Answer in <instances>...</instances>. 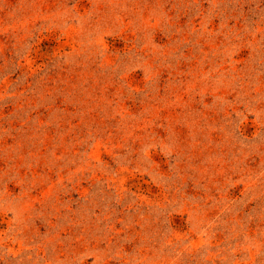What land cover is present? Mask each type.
Here are the masks:
<instances>
[{
  "label": "rangeland",
  "instance_id": "obj_1",
  "mask_svg": "<svg viewBox=\"0 0 264 264\" xmlns=\"http://www.w3.org/2000/svg\"><path fill=\"white\" fill-rule=\"evenodd\" d=\"M0 264H264V0H0Z\"/></svg>",
  "mask_w": 264,
  "mask_h": 264
}]
</instances>
